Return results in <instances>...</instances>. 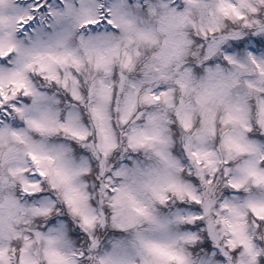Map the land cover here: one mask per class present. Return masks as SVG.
Segmentation results:
<instances>
[{
	"label": "snow or ice",
	"instance_id": "snow-or-ice-1",
	"mask_svg": "<svg viewBox=\"0 0 264 264\" xmlns=\"http://www.w3.org/2000/svg\"><path fill=\"white\" fill-rule=\"evenodd\" d=\"M0 264H264V0H0Z\"/></svg>",
	"mask_w": 264,
	"mask_h": 264
}]
</instances>
